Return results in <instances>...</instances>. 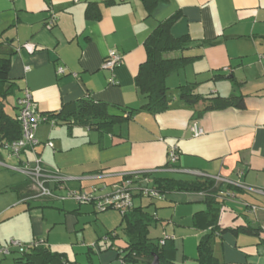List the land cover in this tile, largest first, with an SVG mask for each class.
<instances>
[{
  "label": "crops",
  "instance_id": "0c3cea01",
  "mask_svg": "<svg viewBox=\"0 0 264 264\" xmlns=\"http://www.w3.org/2000/svg\"><path fill=\"white\" fill-rule=\"evenodd\" d=\"M90 5L93 15L88 16ZM177 13L181 16L173 34L202 44L186 52L200 57L181 69L184 75L176 71L180 78L174 88L207 81L198 90L205 86L208 90L198 93L242 94L245 109L208 110L195 119V111L205 103L189 107L177 93L170 109L157 114L137 111L133 119L109 131L52 123L49 113L87 98L108 103L112 114L140 108L145 99L135 77L147 57L145 40L159 22ZM111 49L123 55V62L113 71L104 70ZM0 52L12 54L10 78L18 85L16 101L29 88L34 109L49 119L37 129L36 151L47 168L76 178L67 187L89 190L101 182L149 173L131 178L134 206L152 214L151 225L164 226L157 239L173 238L175 261L190 264L197 257L200 238L208 232L205 220L196 223L195 215L209 209V193L172 191L147 201L142 189L152 187L154 177L214 179L218 190L210 195L220 207L214 242L220 264H264V193L246 188L264 187V0H161L154 7L146 0H0ZM190 66L193 73L186 71ZM60 67L65 73H59ZM217 72L233 78L215 80ZM171 74L167 85L169 80L175 85ZM202 75L204 81L199 80ZM193 121L204 129L202 135H193ZM174 145L178 159L168 164ZM30 151L21 159L29 160ZM15 158L0 151V246L10 237L24 243L45 239L52 251L65 253L68 259L67 247L87 246L88 264H122L116 247L125 245V235L111 224L120 221L117 225L122 227L120 211L35 197L26 176L12 169L21 163ZM241 225L257 233H235ZM111 231L119 238L113 241ZM56 232L67 239L60 240L59 235L56 240ZM74 235L82 236L81 243L72 242ZM13 254L14 262L22 264L16 261L20 254ZM5 259L0 254V262Z\"/></svg>",
  "mask_w": 264,
  "mask_h": 264
},
{
  "label": "trees",
  "instance_id": "16d2710c",
  "mask_svg": "<svg viewBox=\"0 0 264 264\" xmlns=\"http://www.w3.org/2000/svg\"><path fill=\"white\" fill-rule=\"evenodd\" d=\"M159 1L161 0H146L150 7H154ZM92 13L93 5H90L87 9V15L91 16L93 15ZM180 16V13H177L159 22L145 40L147 57L141 63L135 77L136 85L145 99L140 108L123 109V114H112L108 103L87 98L65 104L60 111L49 113V118H54L51 121L67 125L79 123L99 130L109 131L113 129L115 124L133 119L134 113L137 111L146 110L157 114L170 109L174 94L171 95V88L166 81L167 77L171 73L194 63L200 56L189 55L186 51L193 45L202 44L195 43L188 36L177 37L173 34V25ZM175 52L180 54L173 56L172 54ZM11 55L10 53L0 52V151H2L1 148L6 142L15 141L22 136L19 110L18 113L11 114L6 109L7 97L18 90L17 82L10 78ZM212 78L215 80L232 79L233 76L217 72ZM176 90L180 100L189 107L194 108L200 102L205 103L203 109L195 111L193 115L195 119L200 118L208 110H221L232 106L239 109L246 108L245 98L242 94L205 96L194 90L193 83L180 84L176 87ZM17 102L15 108L18 109ZM45 117L49 120L47 115ZM175 162H171L168 159V164ZM144 176H149V173L126 175L123 180L116 183H121L128 179L132 181L134 178H143ZM132 177L133 179H131ZM28 181L32 184L29 179ZM112 184L108 185L111 186ZM152 185V190H156L160 195L172 191L209 193L206 198L209 209L200 211L195 215L196 223L200 219L205 220L204 226L208 229V232L200 238L197 246V257L190 264H220L214 251L215 238L219 234L216 215L220 207L218 206L219 201L215 199L214 195H210L211 192L218 190L216 181L211 178L201 177H195L191 180L154 177ZM131 188L134 201V189L132 186ZM122 215L125 245L116 247L122 264H150L155 254L159 256L160 264H178L175 261L176 247L172 242L173 238L171 236L166 237L167 235L159 239L150 236L152 214L147 212L142 206H133ZM233 231L235 233H257L256 230L247 225L238 226ZM109 237L114 241V239L119 238V235H114V232L111 231ZM163 239H165L164 243L161 242ZM16 261L21 263L26 261L24 264H43L45 262L52 264H77L69 261L65 253L52 251L46 240L45 244H40L38 247L28 250L25 254H21Z\"/></svg>",
  "mask_w": 264,
  "mask_h": 264
},
{
  "label": "built area",
  "instance_id": "2783aa9c",
  "mask_svg": "<svg viewBox=\"0 0 264 264\" xmlns=\"http://www.w3.org/2000/svg\"><path fill=\"white\" fill-rule=\"evenodd\" d=\"M74 1L79 2L80 0ZM54 20L55 16L53 15L51 24L54 23ZM122 62L123 55L117 50L111 49L103 62L102 68L104 70L113 71ZM59 73H65V69L60 67ZM111 82H114V78H111ZM17 105L22 124V136L15 141L6 142L1 149L8 156H15L21 160L20 164L11 167L24 174L32 182L36 190L35 197L52 199L55 201L70 200L77 203H93L99 211L116 209L122 214L134 206L133 193L130 186L132 181L130 179L121 183H114L111 186L106 182H101L91 186L89 190H74L67 187L68 183L76 178L65 175L59 168H47L39 153L36 151V147L40 144L36 132L39 125L47 121V118L34 109V99L29 88L23 89ZM52 123H54V121H52ZM191 130L194 136H200L204 133V129L196 122L191 125ZM47 145L51 147L54 146L52 142H48ZM27 150L35 152V158H33V160L21 159L22 154ZM177 158L178 147L174 145L169 148V160L175 162ZM103 176L104 175H100V177ZM217 179L221 180L222 177H217ZM246 188L264 193V187L254 189L246 186ZM58 189H64V192H58ZM143 192L147 195L160 197V194L156 190L144 188ZM161 242L164 243L165 239ZM40 244H45V240L34 239L31 242L24 243L11 237L7 240L6 244L0 246V254L6 257L17 252L21 255L32 248L38 247Z\"/></svg>",
  "mask_w": 264,
  "mask_h": 264
},
{
  "label": "rangeland",
  "instance_id": "374dc122",
  "mask_svg": "<svg viewBox=\"0 0 264 264\" xmlns=\"http://www.w3.org/2000/svg\"><path fill=\"white\" fill-rule=\"evenodd\" d=\"M187 52V51H186ZM180 53H178V52H175V53H173L172 55L173 56H178ZM192 69H194V66H190L186 71H188V73H193L191 70ZM185 71V70H184ZM179 73H183V75H184V72H183V70H180V72ZM178 72H174L173 74H171V79H174V81H172V82H174V84L175 85H173L171 82H170V80L168 81V85L171 87V95L172 94H177V90H176V88H174L177 84H179V74ZM179 74V75H178ZM227 74V73H226ZM191 75V74H190ZM195 76L193 75L192 76V78H194ZM205 78V76H200L199 77V80H202V79H204ZM191 80H194V79H191ZM205 80V79H204ZM204 80H202V81H204ZM202 81H199V82H202ZM194 82V81H193ZM205 83H207V81L206 82H202V83H198V84H194L193 86H196V87H194V90L196 91V92H200L201 90H204V91H206V90H208V87L207 86H205V87H203V88H199V90H198V87L200 86V85H203V84H205ZM18 93H19V91L18 90H16V92L15 93H13V94H11V95H9L8 97H7V99H6V109H7V111L8 112H10L11 114H14V112L16 113L17 111H16V108H15V106H16V98H17V95H18ZM32 154V157H29L30 159L29 160H32L33 158H35V152L34 151H30L29 152V154ZM24 156L26 157V153H24ZM14 158H15V156H14ZM17 158V157H16ZM15 158V159H16ZM20 173V172H19ZM146 186H144L143 188H145ZM153 187V186H152ZM152 187H148L149 189H151ZM147 201H149L150 200V197L148 196V195H146V198H145ZM65 201H70V200H65ZM60 203H63V202H60ZM76 203V202H75ZM119 222L120 221H112V229H114V228H116V226H117V230L121 233V235H123V228L120 226V225H117V224H119ZM164 226L163 225H159V227H157V225H151V236L152 237H154V238H156L157 236H159L160 234H161V232L164 230V228H163ZM55 239L57 240V238H56V236H62V233L61 232H56L55 234ZM81 237L82 236H78L77 235V237H76V235H74L72 238H71V240H72V242L73 243H81V241H82V239H81ZM11 238V237H10ZM10 238H8V239H10ZM7 239V240H8ZM66 240L67 239V237H64V236H62L61 238H60V240ZM34 240V239H33ZM78 240V241H77ZM63 242H65V241H63ZM6 243H7V241H6ZM5 243V244H6ZM95 243V242H94ZM93 243V244H94ZM66 250H67V252L69 253V261H71V262H74V263H82V264H84V263H87L88 262V259H87V257H86V254H87V252H88V247L87 246H85L84 248H78V249H76V250H74V249H72L71 247H67L66 248ZM73 251H75V252H73ZM18 254V253H17ZM17 257V255L16 254H11V255H9V256H6V259H5V261L4 262H0V264H17L16 262H14V259ZM26 261H23V263H25ZM22 263V264H23ZM43 264H52V263H50V262H45V263H43Z\"/></svg>",
  "mask_w": 264,
  "mask_h": 264
},
{
  "label": "water",
  "instance_id": "95a60500",
  "mask_svg": "<svg viewBox=\"0 0 264 264\" xmlns=\"http://www.w3.org/2000/svg\"><path fill=\"white\" fill-rule=\"evenodd\" d=\"M150 264H160V259L157 254L154 255V259Z\"/></svg>",
  "mask_w": 264,
  "mask_h": 264
}]
</instances>
